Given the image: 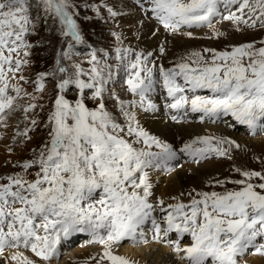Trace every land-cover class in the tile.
Returning a JSON list of instances; mask_svg holds the SVG:
<instances>
[{
    "label": "snow or ice",
    "instance_id": "1",
    "mask_svg": "<svg viewBox=\"0 0 264 264\" xmlns=\"http://www.w3.org/2000/svg\"><path fill=\"white\" fill-rule=\"evenodd\" d=\"M136 3L171 34L209 28L213 30L209 38L219 39L226 35L215 27L220 20L230 21L236 31L264 28V0ZM91 7L99 14L106 5ZM107 11L112 18L119 15L112 7ZM78 15L74 0H0V124L11 111L22 109L27 116L42 108L31 102L38 97L20 83L28 82L20 73L29 63L33 45L28 37L35 34L37 22L51 18L64 41L54 68L32 81L40 93L49 79L56 81L44 123L47 140L33 150L32 159L16 165L23 172L0 177L6 181L0 182L3 264H37L26 251L48 264L61 241L77 233H87L103 246L99 258L91 257L96 264L105 260L138 264L115 254L114 246L138 242L149 224L153 239L172 244L187 264H239V258L251 249L264 256V170L237 167L234 171L241 179L209 182L223 191L193 189L187 193V202L180 198L184 193L171 197L172 203L162 198L153 201L152 170L167 169L184 156L194 163L212 156L231 159L233 148L240 145L229 138L204 135L176 147L150 134L136 115V109L157 110L150 94L161 88L174 121L189 114L211 122L230 117L253 133L264 130V41L259 47L250 42L230 50H194L166 68L156 63L153 52L124 47L114 33L119 42L114 57L91 49L85 68L73 61L80 54L77 46L86 45ZM159 52L165 53L163 44ZM110 58L115 65L108 62ZM121 71L133 97H114L123 124L105 103L109 85ZM73 89L76 97L70 100L67 93ZM23 97L30 102L18 105L16 101ZM89 99L96 102L95 107L88 106ZM28 121L31 127L17 132L24 140H30L29 133L39 125L35 118ZM32 169L36 171L31 173ZM228 183L237 187L229 189ZM172 233L177 234L176 240L169 239ZM185 236L191 243L181 246Z\"/></svg>",
    "mask_w": 264,
    "mask_h": 264
},
{
    "label": "rangeland",
    "instance_id": "2",
    "mask_svg": "<svg viewBox=\"0 0 264 264\" xmlns=\"http://www.w3.org/2000/svg\"><path fill=\"white\" fill-rule=\"evenodd\" d=\"M125 1H128L130 4H132V6L136 8L135 11H138L140 13L142 20L146 21L152 26L156 25L163 29L164 33H162V35L164 38L168 39L167 43H164L163 41L161 42V44H163L165 48V53L161 54L159 52V47L161 44L157 48L153 49V51L151 52L154 53L156 63L162 64L166 68L171 67L181 57L187 55L188 53L194 50H203L204 48H212L220 51L228 48L230 50V47L233 45H239L250 42H255L257 47H259L260 41H264V28H247L242 26L243 31H236L232 23L226 20H220L215 25L216 29L226 33V35L222 36L219 39L209 38L212 35L213 31L209 28L182 29L176 34H171L166 31L154 18L150 19L149 16L145 15L141 10L140 6L136 3V0ZM74 3L77 5V9L79 12V15L76 18L78 20L82 34L86 41V45L77 46V51L80 54L73 57V61H75L76 63H80L85 68L89 67L87 61L89 59V52L91 49H95L100 55H103V53L107 52L109 53L110 57H114L115 48L118 46L119 43L116 40L114 33L120 36L124 47H131L137 52L150 51V46L147 48L133 47V45L130 43L132 40H129V38H127L128 36H124L126 34V31L123 30V28L121 27L122 23L116 20V17L112 18L109 15L107 7H112L114 10H117L119 12L120 8L118 7L116 0H74ZM92 5H106V7H101V11L98 14L94 10V8L91 7ZM58 27V24L54 23L51 18H49L47 23L41 20L37 22L35 34L28 37L33 47L30 49L31 54L28 57L29 63L24 67L22 73H20L27 78L28 82L25 83L24 81H20V83L23 85L24 89L28 93H32L38 97L36 101L31 102L38 103L42 106V108H37L34 112L28 113L27 116L22 109L17 111H11L6 114V119L2 124H0V177H7L9 175H15L17 173L23 172V169L17 167L16 165L23 164L25 161L32 159L34 155L33 150L38 151L41 145L47 140V129L44 127V123L47 119L48 112L52 107V100L55 96L54 85L56 81L53 79H49L46 83V90L43 93L36 91V86L34 83H32V81L36 80L39 73L51 71L55 66V61L58 58V54L64 42L63 38L61 37L58 31ZM187 31H191L193 35L191 37L186 35L185 33ZM89 46L91 47L89 48ZM108 62L113 65H115L116 63L115 60L111 58ZM124 76L125 74L123 73V71H121L119 76L116 77L114 81L109 85V91L108 93H106L105 99L106 107L108 108V110L111 111L114 115H116L118 117V121L122 124L124 123V118L123 116L119 115L117 101L114 99V97H119L120 99L125 100L124 95L122 94H126L129 95L130 99H133V97L127 91L126 86L123 83ZM15 82L16 81H13V83ZM159 89L161 91V95H163V101L165 102L164 107L166 108L167 113H169L171 111L166 107L168 100L166 99V97L164 98L165 93L162 91V89ZM67 96L70 100H74L76 97L75 89L69 91L67 93ZM29 102V97H23L22 99H18L16 101L18 105H27ZM86 103L90 108L95 107L96 104L95 101L90 99L87 100ZM28 117L37 119L39 121V125L29 133L31 139L24 140L23 137L17 136V132L23 131L26 127H31L28 121ZM228 118H224L219 123L218 121H215L214 124H217V126L224 125L228 127V125L233 122L234 126L232 128L228 127V131L231 132V135L214 133L212 134L213 136L225 138L230 137L229 139L231 140H234V138L237 136L244 139L247 143L249 142L247 138L263 137L262 140L264 141V130H261V132L259 133L257 132L256 135L251 134L244 126L238 124L234 120H231L229 123L226 122L227 120H229ZM181 120H177L175 124L185 126L184 123L189 122V124H186V126L198 125L197 123H195L194 114H189V116ZM235 125L237 126V128H235ZM217 130L221 131L223 129L217 128ZM193 132H195L194 134H196L198 131H190V133ZM232 132H234L236 136L233 135ZM154 136L165 141L163 136ZM234 141L236 142V140ZM9 149H11V151H9ZM238 151L240 152V154L238 153ZM231 157V159H227L223 157L212 156L208 159L201 160L199 163H195V168L199 166L202 167V176H199L198 179H195V177L188 179L191 183V185H189L190 188H188L187 190H183L181 193H184L185 195L181 196L180 198L187 202V193L192 191L193 189L197 191H223L224 189L218 186L215 188L211 187L209 182H214L217 179H241L242 177L234 171V168L238 167L242 169L256 171L264 170V164L261 163V161H264V145L261 146V149L260 147L256 148L255 143H253V145L251 144L249 147H243L242 149L233 148L231 152ZM191 163L192 160L187 156H184L180 159V164L179 166H177L178 168H173L174 165L169 164L170 168L168 167L165 170H161V175L167 178H171L176 172L181 171L180 167L186 169V167L190 166ZM30 171L31 173H34L36 169H32ZM185 173L189 175L188 172ZM29 178H32L31 175L29 176ZM172 178L174 179L175 176H173ZM160 186L157 185V188H159ZM226 187L232 189L237 186L228 183ZM161 198L162 197H160V199ZM164 200L166 201V203H172V201L167 200L165 198ZM78 234L79 236L82 235V233ZM79 236H77L76 239L79 238ZM128 244L129 241H123L119 245L125 246ZM119 245L114 246V252L118 255ZM84 246L90 247L94 252L103 251L102 245L97 242H94L91 239V236L90 238H85L83 240H79V242H75L69 247V249L71 248L70 251H75L76 248H81ZM250 252L251 250H249L239 258L240 264H255L251 262L253 256H258L262 260H264V256L257 255L255 254V252H252L250 254ZM8 254L9 250L5 252V255ZM25 254L28 255L31 259L35 260L37 264H45L44 261L40 260L30 251H26ZM96 257L99 256L96 255ZM59 260V256H55L50 262H48V264H53ZM0 262V264H3L2 260H0ZM79 263L89 264L86 261H80ZM103 264H110V262L105 260ZM262 264H264V261L262 262Z\"/></svg>",
    "mask_w": 264,
    "mask_h": 264
},
{
    "label": "bare ground",
    "instance_id": "3",
    "mask_svg": "<svg viewBox=\"0 0 264 264\" xmlns=\"http://www.w3.org/2000/svg\"><path fill=\"white\" fill-rule=\"evenodd\" d=\"M116 3L120 8L119 16L116 17V20L122 23L121 27L123 28V30L126 31V34L124 36H128L127 38H129V40H132L130 43L133 45V47L147 48L150 46V51H153V49L157 48L162 41L164 43L168 42V39L164 38L162 35V33H164L163 29L156 25L152 26L151 24L142 20L140 13L138 11H135L136 8L132 6V4L125 0H116ZM122 95H124L125 100H130L129 95ZM162 96L163 95H161V91L159 88H157L155 92L150 94L152 102L157 105V110L143 111L142 109H136V115L140 125H142L150 134L163 136L166 142L171 143L176 147L182 146L183 143L194 139L197 136H213L212 134L214 133L231 135V132L228 131V127L230 128L231 125L234 126L233 122L230 123L228 127L224 125L217 126V124H214V122L211 121L205 120V123L204 121H200L198 114L194 115L195 123H197L198 125L186 126V124H189V122L184 123L185 126L179 124L176 125V121L171 119L172 112L167 113V110L164 107L165 102L163 101ZM165 97L166 95H164V98ZM228 119L229 120H227L226 122L229 123L232 119L230 117ZM217 128H222L223 130L218 131ZM235 128H237L236 125ZM192 130L198 132L196 134H194L195 132L190 133V131ZM232 134L236 136L234 132H232ZM256 134L257 133H255V135ZM262 139L263 137L247 138V140H249L250 142L247 143L241 137L236 136L234 138V140H236V143L240 145V149H242L243 147H249L251 144L253 145V143H255L256 148L260 147L261 149V146L264 145V141ZM238 153L240 154L239 151ZM170 164L174 165L173 168H178L177 166H179L180 160L172 161L170 162ZM180 169L181 171H178L173 175L175 176L174 179L172 178L173 176L171 178L168 177V179L167 177L161 175V170H165V168L155 169L151 171L150 180L153 185V195L151 197L152 200L156 201L157 199H160V197H162L163 199L165 198L167 200L172 201L170 199L171 197L180 196L183 190H187L188 188H190L189 185H191V183L188 179L193 177H195V179H198L199 176H202V167L199 166L195 168V163L193 161L190 166L186 167V169L181 167ZM185 172H188L189 175H187ZM157 185L161 186L157 188ZM73 236L61 241L58 253L56 255V257L59 256L60 260L53 264H81L79 263L80 261H86L89 264H96V261L92 260L91 257H96V255L99 256L100 254H102L103 251L101 252L99 250L100 252H94L90 247L87 246L76 248L75 251H70L71 248L69 249V247L75 243L73 241L74 239H76L77 236H79V234L77 233ZM172 236L178 238L176 233H172ZM185 238H188V242L191 243L190 237L185 236ZM182 240L183 239H181L180 241ZM118 253L119 255L126 256L138 262V264H183L182 262L177 260L174 254H172L171 246L169 244L161 243L151 238L150 224L145 227L144 236L141 237L138 242L129 241L128 245H119ZM263 261L264 260H262L258 256H253L251 260V262L255 264H262ZM184 264H187V261L184 262Z\"/></svg>",
    "mask_w": 264,
    "mask_h": 264
}]
</instances>
